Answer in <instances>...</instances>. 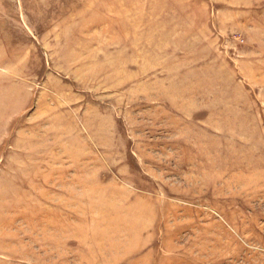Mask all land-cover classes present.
<instances>
[{"label": "rangeland", "instance_id": "374dc122", "mask_svg": "<svg viewBox=\"0 0 264 264\" xmlns=\"http://www.w3.org/2000/svg\"><path fill=\"white\" fill-rule=\"evenodd\" d=\"M0 264H264V0H0Z\"/></svg>", "mask_w": 264, "mask_h": 264}]
</instances>
